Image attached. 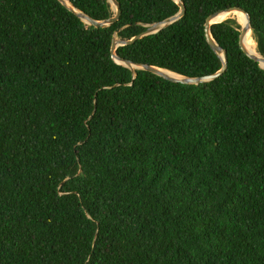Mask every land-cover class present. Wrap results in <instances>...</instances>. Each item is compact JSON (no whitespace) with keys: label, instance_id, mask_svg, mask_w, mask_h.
<instances>
[{"label":"trees","instance_id":"trees-1","mask_svg":"<svg viewBox=\"0 0 264 264\" xmlns=\"http://www.w3.org/2000/svg\"><path fill=\"white\" fill-rule=\"evenodd\" d=\"M68 1L115 15L108 0ZM117 1L120 20L94 28L58 0H0V264H264V69L241 25L211 26L227 69L187 86L110 53L178 4ZM182 1L180 20L116 55L215 74L205 22L239 8L264 57V0Z\"/></svg>","mask_w":264,"mask_h":264},{"label":"water","instance_id":"water-1","mask_svg":"<svg viewBox=\"0 0 264 264\" xmlns=\"http://www.w3.org/2000/svg\"><path fill=\"white\" fill-rule=\"evenodd\" d=\"M68 11H70L71 13L75 14L85 25L87 26H91L94 28H107L112 26L113 24H115L116 22H118L120 20L121 17V8H120V4L117 0H108L110 2V4L113 7V10L115 11V15L112 18L106 19V20H102V21H97L94 20L93 18H91L89 15H87L86 13L79 11L77 9H75L73 7V5L68 1V0H58ZM178 6H179V12L175 15L172 16L168 19H165L161 22L152 24V25H148L147 26V30L141 34H139L138 36L134 37L131 40L128 41H123V40H118L116 38L113 39L112 41V45H111V49H110V53L112 56V59L120 65H123L127 68H129L131 71H135V70H142V71H146V72H150L152 74H155L169 82H173V83H178V84H182V85H201V84H205V83H209L212 82L214 80H216L217 78H219L220 76H222L224 74V72L227 69V54L226 51L223 50L217 43L216 41L213 39L212 34H211V26L213 24L216 23H220V22H214L213 20L216 19V17H218L220 14L224 13V12H229V11H238L241 12L245 15L246 17V24L244 26H241V32H240V37H239V46L241 48V50L250 58L252 59L254 62H256L260 68L264 69L263 64H264V57L263 56H259V57H254L251 56L245 48V41H246V35L248 33L249 30L251 29V22H250V17L249 15L244 12L243 10L239 9V8H232V9H228L227 11H223L220 13H216L213 14L211 16L208 17V19L205 22L204 25V33H205V38L207 43L209 44V46L211 47V49L218 54L222 61H223V65L222 68L215 74L209 75V76H204V77H199V78H190V77H185L164 69H160L154 66H150V65H142V64H134L132 62H129L127 60L121 59L116 55V50L118 47L121 46H127V45H131L134 42L143 39L147 36H151L154 34L159 33L160 31H162L163 29H166L167 27L171 26L172 24H174L175 22H177L178 20H180L186 12V7L183 3L182 0H174ZM222 22V21H221ZM118 32V31H117Z\"/></svg>","mask_w":264,"mask_h":264},{"label":"bare ground","instance_id":"bare-ground-1","mask_svg":"<svg viewBox=\"0 0 264 264\" xmlns=\"http://www.w3.org/2000/svg\"><path fill=\"white\" fill-rule=\"evenodd\" d=\"M230 12L234 13L236 16H238L240 18H243L245 21L242 20V19L233 17V16L220 14L218 17H216V19L213 20V23L214 22H221V21L227 20L228 18L233 17V18L238 20V22L241 24V26H244L246 24V17H245V15L243 13L238 12V11H230ZM245 48H246V51L251 56H254V57H259L260 56V54L257 52V46H256V42H255V40L253 38L252 30H249L247 35H246ZM263 67H264V64H263Z\"/></svg>","mask_w":264,"mask_h":264},{"label":"rangeland","instance_id":"rangeland-1","mask_svg":"<svg viewBox=\"0 0 264 264\" xmlns=\"http://www.w3.org/2000/svg\"><path fill=\"white\" fill-rule=\"evenodd\" d=\"M231 18H233V17H231ZM229 19V18H228ZM233 19H235V18H233ZM237 20V19H236ZM237 22H238V20H237ZM239 23V22H238ZM240 24V23H239ZM241 25V24H240Z\"/></svg>","mask_w":264,"mask_h":264}]
</instances>
